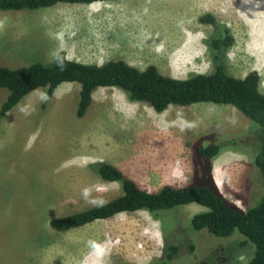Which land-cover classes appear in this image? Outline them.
<instances>
[{
    "label": "rangeland",
    "instance_id": "374dc122",
    "mask_svg": "<svg viewBox=\"0 0 264 264\" xmlns=\"http://www.w3.org/2000/svg\"><path fill=\"white\" fill-rule=\"evenodd\" d=\"M257 1L109 0L0 10V65L47 63L63 52L86 63L153 64L175 78L208 73L204 39L214 28L198 18L209 13L234 40L227 71L235 77L256 71L264 93V21L249 10ZM78 91L77 82H62L43 107V89L36 88L0 119V264H147L176 234L178 251L167 264H246L254 245L238 230L218 236L190 228L191 216L205 210L197 203L162 210L159 218L137 210L68 231L50 227L52 217L120 194L117 182L89 168L95 161L117 166L149 191L197 183L205 175L242 210L263 190L251 149L242 145L254 140L255 124L235 107L198 102L157 113L116 87H98L77 117ZM7 94L0 87V104ZM220 140L227 147L200 162L196 145Z\"/></svg>",
    "mask_w": 264,
    "mask_h": 264
},
{
    "label": "trees",
    "instance_id": "16d2710c",
    "mask_svg": "<svg viewBox=\"0 0 264 264\" xmlns=\"http://www.w3.org/2000/svg\"><path fill=\"white\" fill-rule=\"evenodd\" d=\"M96 1L109 0H0V10H34L57 3L89 4ZM198 20L214 28V32L204 39L212 65L210 72H190L185 78H175L161 73L153 64L139 69L121 59H110L101 64L86 63L58 52L47 63L37 60L19 67L0 65V87L8 90L0 104V119L36 88L43 89L41 105L45 107L62 82L79 84L77 117L85 115L98 87H116L125 93L128 100L144 102L157 113L171 105L186 106L198 102L228 104L255 124L254 140H243L242 145L250 147L252 162L262 177L263 190L258 201L242 210L228 202L215 184L204 178L205 175L197 183L183 186L164 184L155 191H149L141 188L117 166L101 160L91 162L89 168L103 180L117 182L120 194L104 203L52 217L49 220L52 229L68 231L120 212L137 210H145L159 218L162 210L197 203L205 210L191 216V229L204 228L218 236H228L238 230L244 236L243 242L249 240L254 245L253 255L246 264H264V93L260 90V75L256 71H250L243 77L230 74L225 64L226 52L234 41L229 29L224 24L219 25L209 13L201 15ZM226 147L225 140L197 144L195 153L205 165L206 159L216 157ZM177 251L176 234L166 240L162 255L147 264H167Z\"/></svg>",
    "mask_w": 264,
    "mask_h": 264
},
{
    "label": "crops",
    "instance_id": "0c3cea01",
    "mask_svg": "<svg viewBox=\"0 0 264 264\" xmlns=\"http://www.w3.org/2000/svg\"><path fill=\"white\" fill-rule=\"evenodd\" d=\"M263 3V4H262ZM264 0H258L255 5L249 6V10L253 11L256 15H259L263 18L264 21ZM255 7V8H254ZM252 8V9H251ZM262 11V12H261Z\"/></svg>",
    "mask_w": 264,
    "mask_h": 264
},
{
    "label": "bare ground",
    "instance_id": "6f19581e",
    "mask_svg": "<svg viewBox=\"0 0 264 264\" xmlns=\"http://www.w3.org/2000/svg\"><path fill=\"white\" fill-rule=\"evenodd\" d=\"M263 4V3H262ZM264 6V5H263ZM255 8V7H254ZM252 9V8H251ZM262 12V11H261ZM264 12V11H263Z\"/></svg>",
    "mask_w": 264,
    "mask_h": 264
}]
</instances>
